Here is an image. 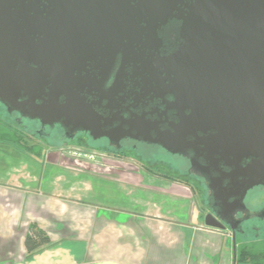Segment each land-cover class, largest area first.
I'll return each mask as SVG.
<instances>
[{
	"label": "flooded vegetation",
	"instance_id": "flooded-vegetation-1",
	"mask_svg": "<svg viewBox=\"0 0 264 264\" xmlns=\"http://www.w3.org/2000/svg\"><path fill=\"white\" fill-rule=\"evenodd\" d=\"M29 6L35 10L29 13L36 16L35 29L44 27L41 35L31 34L41 49L32 51L24 72L43 89L22 90L17 80L23 63L13 55L12 72L5 75L16 82L7 90L1 84V94L19 102L35 98L47 108L53 82L59 81L67 89L56 105L78 115L43 126L20 112L9 113L0 101L29 145L60 146L53 144L59 141L65 148L77 146L81 156L97 151L104 162L117 165L118 173L131 168L140 179L184 184L203 200L198 205L203 223L212 216L234 240L260 231L264 186L249 188L255 159L215 143L216 132L200 125L171 91L168 59L183 41L179 20L161 23L140 15L131 0H35ZM18 37L16 27L13 38ZM48 71L60 79L48 77Z\"/></svg>",
	"mask_w": 264,
	"mask_h": 264
},
{
	"label": "crops",
	"instance_id": "crops-1",
	"mask_svg": "<svg viewBox=\"0 0 264 264\" xmlns=\"http://www.w3.org/2000/svg\"><path fill=\"white\" fill-rule=\"evenodd\" d=\"M38 144L34 153L0 145L27 157L0 160V264H247L236 261L229 231L205 226L184 184L162 190L125 172L73 170L59 148ZM31 157L42 159L41 169ZM31 226L50 241L28 252Z\"/></svg>",
	"mask_w": 264,
	"mask_h": 264
},
{
	"label": "water",
	"instance_id": "water-1",
	"mask_svg": "<svg viewBox=\"0 0 264 264\" xmlns=\"http://www.w3.org/2000/svg\"><path fill=\"white\" fill-rule=\"evenodd\" d=\"M131 1L140 15L161 23L173 17L181 22L182 44L168 59L174 76L172 93L200 125L216 132L214 141L220 147L255 159L249 170V188L264 186V0ZM34 3L0 0V101L9 113L20 112L51 126L62 117L78 116L76 109L65 112V107L56 105L57 97L67 89L61 82H53L47 108L36 104L35 98L19 102L18 97L7 99L1 94L16 82L5 75L12 72L9 63L13 55L20 56L23 63L17 80L22 90L43 89L33 86L36 81L24 72L32 51L41 49L31 39V34L41 35L44 27H34L36 16L29 14L35 11L29 6ZM16 27L18 41L13 38ZM51 75L60 79L48 71V77ZM204 224L219 231L226 229L210 215Z\"/></svg>",
	"mask_w": 264,
	"mask_h": 264
},
{
	"label": "rangeland",
	"instance_id": "rangeland-1",
	"mask_svg": "<svg viewBox=\"0 0 264 264\" xmlns=\"http://www.w3.org/2000/svg\"><path fill=\"white\" fill-rule=\"evenodd\" d=\"M11 117H9V114L6 112V110L4 108H2L0 106V122L2 123H7V124H11L14 128H15V124H14V121L12 119H10ZM17 128V127H16ZM12 137V136H11ZM5 139L3 137L0 138V145L4 146V147H7V148H13L12 147V144L10 141H4ZM39 143V142H38ZM11 144V145H10ZM16 145L17 144H20L22 146V143H15ZM28 145L29 146V143L26 141V142H23V145ZM53 144L55 145H60V146H52V145H49V147L51 148H56V149H60L64 154H68V155H65V159L69 160V164L71 165V169H75V170H84V171H92L96 174H103V170H101L99 167L103 168L104 166L107 168V171H114L112 174H118V171H115L117 169V165L113 163V167L111 165H108L107 163L109 162H104L106 160V158H103L101 155L100 156H96V154H98L97 151H91L90 153H84L83 155L84 156H81V150L78 149L77 146H71L70 148H65L63 147L59 142H53ZM33 149H31V151L34 153L35 150H38L39 147L38 145L36 146H32ZM55 150V149H54ZM80 151V152H79ZM20 152L21 154H19L20 156H18L17 158L13 157L10 153L8 152H0V160L1 161H5L7 162L9 159H18L19 161H23L25 160L26 161V158L24 156V154L21 152V151H18ZM80 153V154H79ZM58 154V152L54 153V154H50V157L53 158V157H56ZM72 156H75V157H72ZM77 156V157H76ZM33 157V156H32ZM31 157V158H32ZM131 158V156H129ZM103 158V160H101ZM34 161H35V168L36 169H41L40 167L43 165V162H42V159L40 158L38 160V158H32ZM72 159V160H70ZM63 162H66L68 163V161H64ZM93 166H97V168H99V172L96 171ZM103 166V167H102ZM163 166L165 167V165L163 164ZM171 168L175 167L174 165H170ZM111 168H114V169H111ZM124 168V166H123ZM85 169H88V170H85ZM129 170V174L133 175L135 178L137 177L136 175L134 174H138L135 170L132 171L131 168H128ZM170 169V168H169ZM161 172H166L164 171V168L161 170ZM120 173V172H119ZM167 174H170L172 175L173 178H176V177H179L178 175H175V174H172L171 170L170 171H167L166 172ZM70 178L73 180V177L72 175H70ZM91 178V177H89ZM92 179V178H91ZM137 179V178H136ZM150 183H149V186L154 188V187H158V189L162 188V190H167V181H161V180H152L149 179ZM189 185L191 188H196V186L194 185V183H192L191 181L189 182ZM114 189H116V186H113ZM42 189H46V184L44 182V185L42 186ZM196 201L199 205V207L202 206V203H203V200L201 198V196H198L196 195ZM173 206H169V207H165V209H172ZM201 218H202V215L200 214ZM243 240H261L263 242L264 240V225L262 227H260V231L259 232H255V231H251V233L248 235V237L244 238ZM260 242V243H262ZM259 243V244H260ZM262 248V247H260Z\"/></svg>",
	"mask_w": 264,
	"mask_h": 264
},
{
	"label": "trees",
	"instance_id": "trees-1",
	"mask_svg": "<svg viewBox=\"0 0 264 264\" xmlns=\"http://www.w3.org/2000/svg\"><path fill=\"white\" fill-rule=\"evenodd\" d=\"M12 136V137H11ZM11 143H22L25 141V136L11 124L0 122V138ZM59 142V141H58ZM26 148H33L31 145H23ZM244 238H237L236 261L238 263L247 264H264V240H243ZM49 238L43 230L36 226H31L29 234L25 238V247L28 252H33L43 245L49 243ZM262 242V243H260ZM260 243V244H259ZM262 247V248H260Z\"/></svg>",
	"mask_w": 264,
	"mask_h": 264
},
{
	"label": "built area",
	"instance_id": "built-area-1",
	"mask_svg": "<svg viewBox=\"0 0 264 264\" xmlns=\"http://www.w3.org/2000/svg\"><path fill=\"white\" fill-rule=\"evenodd\" d=\"M93 168H94L96 171H99V168H97V166H93Z\"/></svg>",
	"mask_w": 264,
	"mask_h": 264
}]
</instances>
